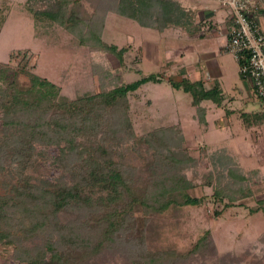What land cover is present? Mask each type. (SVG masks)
I'll return each instance as SVG.
<instances>
[{"label": "trees", "instance_id": "obj_1", "mask_svg": "<svg viewBox=\"0 0 264 264\" xmlns=\"http://www.w3.org/2000/svg\"><path fill=\"white\" fill-rule=\"evenodd\" d=\"M87 1L102 9L95 10L87 33L77 37L86 44L93 35L90 48L113 53L120 67L110 69L97 63L76 78L71 88L66 86V91L36 73L30 49L12 50L7 62L0 61V252L10 250L12 255L0 264H106L107 256L124 264H186L208 249L217 256L214 243L206 239L209 230L187 247L177 241L173 220L165 214L172 210L178 216L182 208L199 205L202 198L188 191L209 187L212 197L225 206L252 198L264 215L260 168H244L226 143L190 149L179 125L146 113L150 98L143 105L133 104L130 96H141L143 84L165 81L164 76L140 74L138 80L126 81L121 67L128 45H107L100 36L108 12L158 32L188 26L192 15L175 0ZM62 6L42 13L70 30ZM211 22H204L198 36L212 32L213 27L219 30L218 22L212 26ZM80 25L85 27V23ZM176 75L180 77H168L167 83L191 95L193 118L204 123L202 101L220 105L225 99L220 81L206 85L202 79L191 80L182 67ZM135 114L147 115L148 127L140 141L154 149L142 163L151 171L147 178L136 166L125 163L117 147L133 134ZM241 118L249 126L261 116L257 111L241 113ZM37 145L60 149L52 155ZM200 158L206 160L205 171L198 170ZM186 170L193 175L188 176Z\"/></svg>", "mask_w": 264, "mask_h": 264}, {"label": "rangeland", "instance_id": "obj_2", "mask_svg": "<svg viewBox=\"0 0 264 264\" xmlns=\"http://www.w3.org/2000/svg\"><path fill=\"white\" fill-rule=\"evenodd\" d=\"M175 1L192 15L188 26L169 27V30L160 35L153 29L141 27L135 21L108 12L102 25L101 40L107 45L114 44L117 48L128 45L122 56L124 63L121 67L126 81L138 80L143 74L147 76L164 73L165 81H148L139 90L141 96H130L133 104L139 101V105H143L145 99L150 98L152 104L146 113L154 118L165 116L175 126L179 125L190 149L196 150L204 144L226 143L237 153L244 168H260L263 181L262 184L261 180L258 182L264 186V107L260 109L255 101L245 99L248 90L244 88L242 80L240 81L237 61L226 50L227 36L224 31L205 32L204 35L198 36L204 22L209 21V9H214L211 21L215 24L218 22L220 28L226 25L228 9L221 5L219 0ZM262 2L264 6V0ZM63 4V11H66L65 15L68 16L65 23H68L70 30L42 13L58 11L62 9ZM96 9L101 10L102 6L87 0H0V19L4 18L0 26V61L7 62L12 50L30 49L33 53L31 63L34 64L36 73L61 84L66 91V86L71 88L76 78L91 71L92 66L97 63L108 65L110 69L120 67L113 53L90 48L88 41L93 35L88 38L86 44H81L77 37L79 34L85 35L87 29L91 28V19ZM259 19L264 33V12ZM84 23L85 27H82L80 24ZM130 36L134 42H131ZM172 59L182 64L185 75L188 70L198 69L201 75L205 76L207 71L212 72L210 67L213 64L225 69L226 73L219 80L220 93L225 101H220V105L212 100H204L201 103L207 109L206 125L205 122L199 123L193 118L195 108L191 104V95L167 83L165 73L173 79L180 77L176 75L180 69L178 66H172L168 72L166 64ZM210 75L214 76L212 73ZM95 85L99 88L96 78ZM230 98L235 101H230ZM229 111L231 113H228ZM257 111L261 118L257 123L252 122L247 126L241 118V113ZM145 117L147 115L144 114L132 116L133 134L127 136L128 139L121 141L117 147L124 153L125 163L136 166L144 174L141 176L147 178L151 171L143 168L142 163L149 160L154 149L142 139L140 141L148 127ZM165 117L162 121H166ZM125 135L127 134L122 137ZM131 136L136 137L132 139ZM109 144L112 145V142ZM37 147L52 155L60 149L52 145ZM205 163L206 160L200 158L198 170L205 171ZM186 174L193 175L191 170H186ZM133 176L137 178L139 173L135 172ZM188 192L192 196L202 198V203L182 208L184 212H179L178 216H173L172 210L165 215L173 220V231L179 237L177 241L184 242L187 247L190 242L199 238L204 230H209L206 239L214 243L217 256L208 249L203 255L196 254L186 264H218L219 261L229 263L235 258L239 260L234 264H264V215L263 209L256 208L255 200L247 198L238 201L234 206H225L212 197L209 187H194ZM261 197L264 198V193ZM215 211L219 212L218 215H215ZM10 257V250L6 253L0 252V263ZM105 263L124 264L122 260L110 256H107Z\"/></svg>", "mask_w": 264, "mask_h": 264}, {"label": "built area", "instance_id": "obj_3", "mask_svg": "<svg viewBox=\"0 0 264 264\" xmlns=\"http://www.w3.org/2000/svg\"><path fill=\"white\" fill-rule=\"evenodd\" d=\"M227 8L226 49L238 63V71L256 99L264 101V33L259 16L262 0H219ZM225 18V16H224Z\"/></svg>", "mask_w": 264, "mask_h": 264}, {"label": "crops", "instance_id": "obj_4", "mask_svg": "<svg viewBox=\"0 0 264 264\" xmlns=\"http://www.w3.org/2000/svg\"><path fill=\"white\" fill-rule=\"evenodd\" d=\"M209 11L211 12L210 13V15H209V17L207 18L209 21L211 20V15L213 14V11H214V9L213 10H211V9H209ZM264 12V11H263ZM224 17V16H223ZM212 22H214L213 20H212ZM211 22V26H212V23ZM210 23V22H209ZM208 23V24H209ZM208 24H205V28L204 29H206L207 27H208ZM210 25V24H209ZM214 26V25H213ZM226 25L224 24V26H221V29H220V27L218 26V28H219V30L217 29V30H215L214 29V27H213V29H212V32L211 33H222L223 31H224V33H225V27ZM222 28H224V29H222ZM203 29V28H202ZM167 30H169V28H167V29H165L164 31H162V32H158L160 35L161 34H163L165 31H167ZM156 31V30H155ZM226 34V33H225ZM130 39H131V42H134V39L132 38V36H130ZM151 48H153L152 46H151ZM145 54H146V57L148 56L147 55V51L145 52ZM150 54V53H149ZM172 61H174L173 63H172ZM176 61L174 60V59H172V60H168L167 61V64L166 65H168V72H170V69H171V67L172 66H178V68H180L181 66H182V64H179V63H176ZM196 69V68H195ZM210 69L212 70V74H214V76H212V75H210L211 73H209V71H207L206 73H205V76H203V75H201V72L197 69V70H188V73H187V76L191 79V80H198V79H202L205 83H206V85L207 84H214L213 82L214 81H219L220 80V77L223 75V74H225L226 73V71H225V69L222 67V66H218V64H213L211 67H210ZM164 74V73H163ZM170 75L168 74V73H165V78H168ZM242 80V82H243V86H244V88H246V90H248V95L246 96V100H253V101H255L256 102V104H258V106H260V109L261 108H263L264 107V105L263 104H260L259 103V101L254 97V95H253V92H252V90H251V88H250V86L248 85V83L246 82V81H244L243 79H240V81ZM237 90H238V88H237ZM239 91V90H238ZM230 101H235V100H233V99H229ZM223 101H225V100H223ZM228 113H231L230 111L228 112ZM207 124V109H206V121H205V125ZM246 169H250V168H246ZM260 173H261V171H260ZM261 180L263 181V178H262V176H261Z\"/></svg>", "mask_w": 264, "mask_h": 264}]
</instances>
